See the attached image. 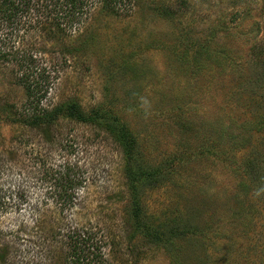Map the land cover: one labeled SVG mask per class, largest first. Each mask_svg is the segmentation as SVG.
Instances as JSON below:
<instances>
[{
  "label": "rangeland",
  "instance_id": "rangeland-1",
  "mask_svg": "<svg viewBox=\"0 0 264 264\" xmlns=\"http://www.w3.org/2000/svg\"><path fill=\"white\" fill-rule=\"evenodd\" d=\"M15 1L11 21L0 15V264H65L53 237L69 219L104 238L111 264H264V0H117L116 14L81 0L72 23L68 0ZM42 73L44 108L74 101L103 126L19 123V80ZM105 122L136 139L158 241L128 222ZM69 165L81 187L63 209L52 176Z\"/></svg>",
  "mask_w": 264,
  "mask_h": 264
},
{
  "label": "trees",
  "instance_id": "trees-1",
  "mask_svg": "<svg viewBox=\"0 0 264 264\" xmlns=\"http://www.w3.org/2000/svg\"><path fill=\"white\" fill-rule=\"evenodd\" d=\"M68 1L69 7L64 14H66L65 18H70V22L72 23L74 22L72 19L78 17V14L80 13L78 5H81V0ZM105 1L109 11L116 14V8H113L110 4L117 0ZM18 5L19 4H17L15 0H0V15L2 14L3 18L10 19L11 21L13 17L20 12ZM23 58V60L19 59L20 61L16 60L17 63L20 62L22 69L24 65H29L25 64L28 60V56ZM29 59L31 62L30 64H33V59L31 57H29ZM31 67H33V65H31ZM28 68L29 67H27V69ZM45 74L46 73H42L38 79L33 80L31 78L34 75L31 74H24L20 78L19 82L26 89L28 104L24 111L21 112L20 119H18L19 123L32 128H44V130L48 131L52 126H57L63 118L76 123L103 126L101 123L103 115L99 110L95 109L87 112L81 108V105L74 101L67 102L64 105L55 106L52 109L44 108L42 106V101L47 96V91L50 88V79ZM104 125L105 131L113 136L114 142L121 148L124 154L125 176L132 193L130 198L131 205L128 213V222L130 221L135 230L142 233V235H145L152 242L158 241L160 233L157 228L150 224L147 220V216L144 215V206L142 205L139 194V184L142 181H145V179H149L151 174L141 171L137 172L135 169L136 157L139 154L136 139L126 125L116 126L106 122ZM59 175L61 174L59 173ZM77 176V173L70 165L69 168L62 173L60 178L58 177V179H56L52 176L57 191V203H60L63 209L64 207L71 209L76 204V200L78 199L76 192L81 187V179ZM147 182L152 183V180ZM59 233L58 236L55 235L53 238H56L57 240L59 239L64 247L65 264H111L103 252L104 246H107V244H103V241H105L104 238L102 237L98 239V234L93 230L81 228L80 225H76L73 220L69 219L67 225L60 229Z\"/></svg>",
  "mask_w": 264,
  "mask_h": 264
},
{
  "label": "clouds",
  "instance_id": "clouds-1",
  "mask_svg": "<svg viewBox=\"0 0 264 264\" xmlns=\"http://www.w3.org/2000/svg\"><path fill=\"white\" fill-rule=\"evenodd\" d=\"M146 115H147V113H146ZM261 193H264V187H260V188H258L257 190H256V195L257 196H259Z\"/></svg>",
  "mask_w": 264,
  "mask_h": 264
}]
</instances>
